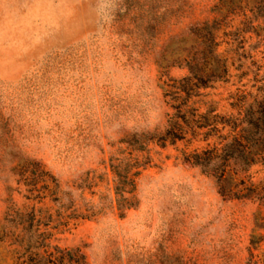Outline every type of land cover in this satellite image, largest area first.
<instances>
[{
  "label": "rangeland",
  "instance_id": "obj_1",
  "mask_svg": "<svg viewBox=\"0 0 264 264\" xmlns=\"http://www.w3.org/2000/svg\"><path fill=\"white\" fill-rule=\"evenodd\" d=\"M215 1L0 0V224L7 206H32L49 221L47 241L79 249L86 264H264V241H250L256 202L221 196L181 161L182 142H157L162 80L187 72L162 68L161 47L214 17ZM238 36L241 65L204 90L221 112L264 76V26ZM144 159L128 206L114 170ZM26 160L53 177L56 200L24 197ZM249 173L259 180L264 164Z\"/></svg>",
  "mask_w": 264,
  "mask_h": 264
},
{
  "label": "trees",
  "instance_id": "obj_2",
  "mask_svg": "<svg viewBox=\"0 0 264 264\" xmlns=\"http://www.w3.org/2000/svg\"><path fill=\"white\" fill-rule=\"evenodd\" d=\"M211 11L214 17L194 21L182 33L169 36L161 47L160 54L169 51L167 58L162 59V68L177 65L187 72L179 78L162 80L168 112L157 142L162 147L182 142L185 147L181 161L212 176L221 196L256 202L250 241H264V177L253 180L249 173L254 165L264 164V76L256 93L250 95L244 90L230 103L231 111L221 112L211 101L204 100L205 89L227 79L234 62H238L237 67L241 65L243 55L236 51L243 48L245 40L238 35L254 33L264 26V0H216ZM237 16L241 20L232 25ZM222 35L228 36L223 39ZM222 43L227 47L220 50ZM146 163L145 159L135 161L124 174L114 170L115 192L128 206L132 204L134 177ZM17 174L25 186L26 199H57L56 183L38 161L26 160L19 165ZM125 192L128 195L123 197ZM26 208L7 206L4 212L0 264H86L79 249L51 245L47 241L48 219L36 217L34 207Z\"/></svg>",
  "mask_w": 264,
  "mask_h": 264
},
{
  "label": "clouds",
  "instance_id": "obj_3",
  "mask_svg": "<svg viewBox=\"0 0 264 264\" xmlns=\"http://www.w3.org/2000/svg\"><path fill=\"white\" fill-rule=\"evenodd\" d=\"M102 3L107 6V5H114V0H102Z\"/></svg>",
  "mask_w": 264,
  "mask_h": 264
}]
</instances>
